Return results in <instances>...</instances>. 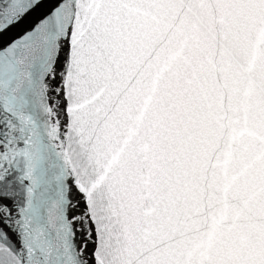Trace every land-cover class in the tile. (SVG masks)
<instances>
[{
    "label": "snow or ice",
    "instance_id": "obj_1",
    "mask_svg": "<svg viewBox=\"0 0 264 264\" xmlns=\"http://www.w3.org/2000/svg\"><path fill=\"white\" fill-rule=\"evenodd\" d=\"M0 264H264V0H0Z\"/></svg>",
    "mask_w": 264,
    "mask_h": 264
}]
</instances>
